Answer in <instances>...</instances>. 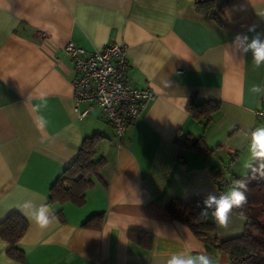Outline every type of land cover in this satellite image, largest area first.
<instances>
[{"label": "crops", "instance_id": "crops-1", "mask_svg": "<svg viewBox=\"0 0 264 264\" xmlns=\"http://www.w3.org/2000/svg\"><path fill=\"white\" fill-rule=\"evenodd\" d=\"M225 1L215 0L220 22L200 13L196 0H0V221L13 211L29 221L19 241L26 261L11 258L0 236V264H166L183 249L231 264L165 209L174 198L228 191L250 170L244 133L264 127L255 114L262 96L248 91L264 84V65L229 47L238 33L252 36L250 26L264 32V0L221 8ZM113 40L127 47L128 79L156 93L121 142L101 107L85 116L88 103L76 107L74 62L65 51L69 42L93 52ZM41 94L43 132L31 111ZM192 99L220 104L196 118ZM96 133L95 157L104 164L86 202L50 201L52 184ZM198 139L209 153L193 146ZM26 200L53 208L47 227L21 211ZM216 225L225 238L244 232L245 219L232 213L227 227Z\"/></svg>", "mask_w": 264, "mask_h": 264}, {"label": "trees", "instance_id": "trees-1", "mask_svg": "<svg viewBox=\"0 0 264 264\" xmlns=\"http://www.w3.org/2000/svg\"><path fill=\"white\" fill-rule=\"evenodd\" d=\"M228 1L226 0L221 8ZM196 6L197 10L207 18L221 22L216 11L215 0H196ZM219 104L217 101L197 104L192 99L189 109L196 118L209 117L219 107ZM100 136L101 134L96 133L83 140L74 161L52 184L50 201L72 202L78 206L86 202L87 192L94 184L92 176H97L100 167L104 164L102 157H95L97 139ZM193 146L204 154L210 152L202 139H198ZM213 175L222 187L224 183L220 172L214 169ZM253 175L249 170L248 174L242 177L249 180L246 203L242 208H236L232 212L245 219V230L240 234L225 238L216 235V223L200 215L205 197L199 192H196L189 200L171 199L165 205V209L172 218L187 225L198 239L208 242L228 255L231 264H264V223L262 219L264 216V178L258 175L252 178ZM28 227V219L19 211H13L0 221V236L8 243L7 254L22 263L26 261V252L20 246L19 241ZM148 240L151 246L152 235L148 234Z\"/></svg>", "mask_w": 264, "mask_h": 264}, {"label": "built area", "instance_id": "built-area-1", "mask_svg": "<svg viewBox=\"0 0 264 264\" xmlns=\"http://www.w3.org/2000/svg\"><path fill=\"white\" fill-rule=\"evenodd\" d=\"M65 51L74 62L76 107L82 102L88 103V107L81 112L82 116L96 106L101 107L114 125L116 138L121 142L129 124L156 98V93L148 88H139L128 79L125 44L113 40L93 52H87L69 42ZM255 114L264 126V96Z\"/></svg>", "mask_w": 264, "mask_h": 264}, {"label": "clouds", "instance_id": "clouds-1", "mask_svg": "<svg viewBox=\"0 0 264 264\" xmlns=\"http://www.w3.org/2000/svg\"><path fill=\"white\" fill-rule=\"evenodd\" d=\"M248 32L253 33V35L236 34L229 47L241 56L251 53L254 67L260 68L264 65V32L257 31L255 25L250 26ZM248 91L250 95L264 96V84L252 83ZM37 99L39 102L31 110L34 114L32 119L37 131L43 132L49 123L43 114L48 107V100L43 94L39 95ZM244 135L247 137L249 160L243 166L251 170L254 174L252 178H256L257 175L264 178V127H256L245 132ZM248 183L249 180L246 178L236 179L224 194L209 193L203 200V208L200 211L201 217L207 219L211 216L218 225L227 227L233 210L242 208L246 203ZM19 207L26 216L33 219L41 228L47 227L55 218L53 208L46 203L36 204L33 200H26ZM166 264H213V260L207 254L194 255L191 250L183 249L172 253Z\"/></svg>", "mask_w": 264, "mask_h": 264}, {"label": "rangeland", "instance_id": "rangeland-1", "mask_svg": "<svg viewBox=\"0 0 264 264\" xmlns=\"http://www.w3.org/2000/svg\"><path fill=\"white\" fill-rule=\"evenodd\" d=\"M262 219H263V223H264V216H263V218H262Z\"/></svg>", "mask_w": 264, "mask_h": 264}]
</instances>
